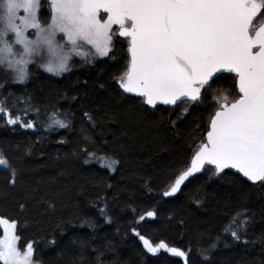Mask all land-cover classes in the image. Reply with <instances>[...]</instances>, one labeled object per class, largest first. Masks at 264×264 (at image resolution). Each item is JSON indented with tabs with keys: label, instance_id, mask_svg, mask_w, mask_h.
I'll return each mask as SVG.
<instances>
[{
	"label": "snow or ice",
	"instance_id": "6c2138e0",
	"mask_svg": "<svg viewBox=\"0 0 264 264\" xmlns=\"http://www.w3.org/2000/svg\"><path fill=\"white\" fill-rule=\"evenodd\" d=\"M262 18L264 0H0V74L4 77L0 91L9 82L26 83L30 78L28 66L33 63L48 73L61 75L71 71L74 56L89 65L100 58L115 60V45L124 38L128 59L124 71L112 77L122 98L134 94L132 98L148 112L159 111L160 105L169 106L170 124L174 128L191 113L192 107L210 98L212 110L206 136L198 144L196 140L200 138H193L191 159L177 161V166L164 177V183L171 181L170 188L162 193L164 197L173 196L190 177L208 166L209 180L231 184L240 194L235 207L223 206L218 232L207 237V243L198 249L202 264H206L222 238L249 242L248 233L256 220V212L247 206L249 193L256 188L264 189ZM14 95L9 92L0 101V118L6 117V125L35 128L36 123L26 119L29 114L39 117L49 108L55 114L54 105L38 107L25 94L17 98V103L24 102L18 115L15 105L7 103ZM97 111H82L83 120L92 128L99 126ZM59 115L63 118L44 121L43 127L70 129L73 121L69 117L73 114ZM173 115L175 120L171 119ZM84 140L88 142L89 137L85 135ZM24 151L30 154L32 146H24ZM81 151L88 157L85 163L95 156L87 148ZM105 158L109 162L102 167L115 171L119 160ZM0 166L10 173L9 184L15 187L19 172L3 147ZM145 183L147 186L151 182ZM102 199L104 207L99 209L100 215L110 222V204L107 198ZM49 206L54 205L49 202ZM19 207L23 210L25 204ZM156 216L157 211H147L131 223L142 226L146 217ZM81 223L95 230L94 221ZM0 226L4 233L0 237L3 264H44L39 241L24 244L23 251L18 247L21 237L17 235L20 228L17 220L0 216ZM131 231L143 242L147 253L156 255L164 250L182 258L183 264H190L191 246L171 247L164 240L150 241L137 227ZM259 238L264 240V234ZM113 250L110 240L97 244L94 237L76 236L61 250L60 258L63 264H115L106 260V254Z\"/></svg>",
	"mask_w": 264,
	"mask_h": 264
},
{
	"label": "trees",
	"instance_id": "16d2710c",
	"mask_svg": "<svg viewBox=\"0 0 264 264\" xmlns=\"http://www.w3.org/2000/svg\"><path fill=\"white\" fill-rule=\"evenodd\" d=\"M120 40L115 45V60L103 58L91 65H74L61 76L31 65L26 83L9 82L0 91V101L9 92L15 94L7 103L15 105L18 115L24 102L17 103V98L25 94L38 107L55 106V114L49 108L39 117L35 113L28 115L26 119L34 121L35 128L6 125V117L0 118V147L19 172L13 187L9 184L10 173L0 170V216L19 222L21 251L29 241H39L44 264H63L61 250L76 236L94 237L97 244L110 240L114 250L106 254V260L115 264H183L182 258L164 250L156 255L147 253L132 227L153 242L164 240L181 249L191 246L190 264H202L198 249L207 243V237L218 232L223 206L235 207L240 194L231 184L209 180L208 166L190 177L175 195L165 198L162 193L171 184L164 183V177L177 166V161L191 159L193 138H200L197 144L204 139L212 110L210 98L192 107L175 128L170 124L169 106L160 105L159 111L148 112L133 95L122 98L112 79L124 71L128 59L126 41ZM0 83H4L2 74ZM100 84L105 87L100 88ZM73 96L78 99L72 100ZM93 109H98L96 128L82 118V111ZM63 112L73 114L69 117L73 121L70 129L43 127L44 121L62 119L59 113ZM82 128L86 132H81ZM26 145L32 146L30 154L24 151ZM83 148L95 154L88 163ZM106 156L119 160L115 171L102 167L109 162ZM146 180L150 185L146 186ZM102 198L110 204V222L100 215ZM197 200L201 203L197 204ZM49 202L54 206L50 207ZM21 203L25 204L23 210ZM247 206L256 212L249 242L222 238L206 264H264V240L259 238L264 234V189L251 191ZM132 208L139 211L133 213ZM151 210L157 211L156 217H146L142 226L131 223ZM84 220L94 221L95 230L82 225ZM53 240L55 244L51 243Z\"/></svg>",
	"mask_w": 264,
	"mask_h": 264
},
{
	"label": "rangeland",
	"instance_id": "374dc122",
	"mask_svg": "<svg viewBox=\"0 0 264 264\" xmlns=\"http://www.w3.org/2000/svg\"><path fill=\"white\" fill-rule=\"evenodd\" d=\"M262 19H264V18H262ZM114 30H115V26H114ZM122 39H124V38H122ZM125 40V39H124ZM127 45V44H126ZM85 51H87V48H85ZM100 59H103V58H100ZM73 60L75 61V65H79V64H82V58L81 57H77V56H74L73 57ZM99 60V59H98ZM31 65H34V66H36L37 67V65L35 64V63H33V64H30L29 66H28V70H29V68H30V66ZM38 68H40V67H38ZM41 70H44L43 68H40ZM50 74H53L54 76H61V75H55L54 73H50ZM1 228H2V234H1V236L0 237H2L3 236V227L1 226Z\"/></svg>",
	"mask_w": 264,
	"mask_h": 264
},
{
	"label": "water",
	"instance_id": "95a60500",
	"mask_svg": "<svg viewBox=\"0 0 264 264\" xmlns=\"http://www.w3.org/2000/svg\"><path fill=\"white\" fill-rule=\"evenodd\" d=\"M205 136H206V134H205ZM0 170H3V166H0ZM233 171H235V170H233ZM197 173H195L194 175H196ZM193 175V176H194ZM167 190H169V188L167 189ZM175 195V194H174ZM164 197V196H163ZM170 197V196H169ZM165 198H168V197H165Z\"/></svg>",
	"mask_w": 264,
	"mask_h": 264
}]
</instances>
